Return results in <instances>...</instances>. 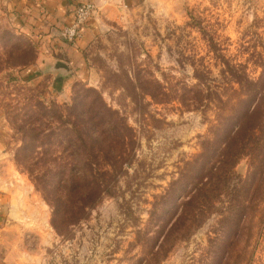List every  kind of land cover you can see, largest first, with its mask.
Returning <instances> with one entry per match:
<instances>
[{
  "label": "rangeland",
  "instance_id": "obj_1",
  "mask_svg": "<svg viewBox=\"0 0 264 264\" xmlns=\"http://www.w3.org/2000/svg\"><path fill=\"white\" fill-rule=\"evenodd\" d=\"M9 12V5L0 0V141L13 159L20 145L9 119L15 106L31 94L65 104L79 85L101 91L128 118L138 146L135 162L118 179L117 194L106 196L89 211L88 219L71 226L66 235L53 228L52 209L34 182L21 180L18 194L38 210L26 230L1 234L0 245L8 254L19 264H264L262 192L244 232L234 246L219 253L217 261L219 248L232 240L230 233H220L221 215H211L189 238L176 241L167 254L159 252L160 225L157 214L151 216L157 198L187 171L202 152L203 142L215 136L224 117L243 97L240 84L223 77L222 58L240 65V72L251 79L262 75L258 62L264 58V0L134 2L118 19L101 22L83 50L84 76L71 82L37 64L45 36L23 31ZM197 68L211 71V86L219 95L199 109L185 106L179 98L182 88L198 82ZM147 79L164 84L167 102L145 95ZM252 163L244 156L235 171L246 179ZM33 228L37 231H30Z\"/></svg>",
  "mask_w": 264,
  "mask_h": 264
},
{
  "label": "trees",
  "instance_id": "obj_2",
  "mask_svg": "<svg viewBox=\"0 0 264 264\" xmlns=\"http://www.w3.org/2000/svg\"><path fill=\"white\" fill-rule=\"evenodd\" d=\"M263 59L258 62L262 75L254 80L240 72V65L222 58L223 77L240 84L244 94L215 136L203 142L202 152L187 171L154 202L151 216L157 214L158 240L162 237L159 252L167 254L176 241L189 238L217 213L220 233H230L232 239L219 248L217 261L219 253L234 246L249 214L258 207V197L264 195ZM210 73L195 69L198 82L182 88L179 96L185 106L199 109L213 103L218 94L212 89ZM167 94L158 80H145V95L167 102ZM14 109L9 119L20 140L14 160L50 205L55 231L66 235L71 226L88 219L89 211L106 196L117 194L119 177L136 160V132L101 91L85 85L74 87L68 103L31 94ZM244 156L253 160L246 179L235 171ZM257 158L260 163L255 164Z\"/></svg>",
  "mask_w": 264,
  "mask_h": 264
},
{
  "label": "crops",
  "instance_id": "obj_3",
  "mask_svg": "<svg viewBox=\"0 0 264 264\" xmlns=\"http://www.w3.org/2000/svg\"><path fill=\"white\" fill-rule=\"evenodd\" d=\"M1 1L9 5L11 18L19 28L34 37L45 36L43 40L45 45L40 47L37 64L50 70L56 61L64 62L71 68L68 75L63 76L61 71L52 73L63 76L65 81H70L71 78L84 76L86 62L83 50L98 33L101 22L118 19L125 7L133 5L134 2L138 3L139 0ZM86 1L95 3L97 11L83 27L82 35L76 42L65 41L61 37L62 30L73 25L77 6ZM21 180L31 181L29 176L19 170L13 154L8 152L5 144L0 141V236L8 230H26L29 225L32 226L29 220L36 215L38 209L34 207L37 206L36 204L33 206L32 203L23 202L22 194H18ZM33 186L27 185L32 188ZM33 229L35 230L30 231H37L36 228ZM0 264H19L2 245H0Z\"/></svg>",
  "mask_w": 264,
  "mask_h": 264
},
{
  "label": "built area",
  "instance_id": "obj_4",
  "mask_svg": "<svg viewBox=\"0 0 264 264\" xmlns=\"http://www.w3.org/2000/svg\"><path fill=\"white\" fill-rule=\"evenodd\" d=\"M95 12L96 5L92 1L79 4L76 9L73 25L62 30L63 38L70 42L77 41L81 36L84 25L90 21Z\"/></svg>",
  "mask_w": 264,
  "mask_h": 264
},
{
  "label": "water",
  "instance_id": "obj_5",
  "mask_svg": "<svg viewBox=\"0 0 264 264\" xmlns=\"http://www.w3.org/2000/svg\"><path fill=\"white\" fill-rule=\"evenodd\" d=\"M50 71L55 72V71H61L62 75H68L71 72V68L67 66L64 62L62 61H56L52 67H50Z\"/></svg>",
  "mask_w": 264,
  "mask_h": 264
}]
</instances>
